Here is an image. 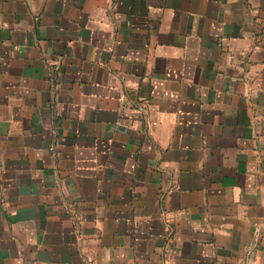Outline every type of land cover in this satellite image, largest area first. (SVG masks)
I'll use <instances>...</instances> for the list:
<instances>
[{"label": "crops", "instance_id": "0c3cea01", "mask_svg": "<svg viewBox=\"0 0 264 264\" xmlns=\"http://www.w3.org/2000/svg\"><path fill=\"white\" fill-rule=\"evenodd\" d=\"M0 264H264V0H0Z\"/></svg>", "mask_w": 264, "mask_h": 264}]
</instances>
